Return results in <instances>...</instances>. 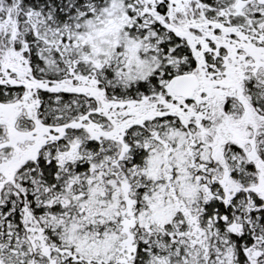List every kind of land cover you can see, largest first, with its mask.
<instances>
[{
	"label": "snow or ice",
	"instance_id": "obj_1",
	"mask_svg": "<svg viewBox=\"0 0 264 264\" xmlns=\"http://www.w3.org/2000/svg\"><path fill=\"white\" fill-rule=\"evenodd\" d=\"M0 264H264V0H0Z\"/></svg>",
	"mask_w": 264,
	"mask_h": 264
}]
</instances>
